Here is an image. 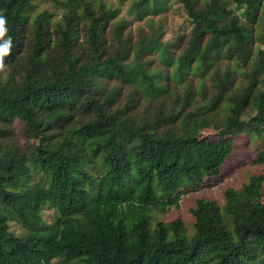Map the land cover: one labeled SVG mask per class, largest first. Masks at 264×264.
<instances>
[{
  "label": "trees",
  "instance_id": "trees-1",
  "mask_svg": "<svg viewBox=\"0 0 264 264\" xmlns=\"http://www.w3.org/2000/svg\"><path fill=\"white\" fill-rule=\"evenodd\" d=\"M36 1L0 0L12 37L0 71V264H264V150L241 190L197 201L192 233L159 217L222 174L237 138H264V0H178L191 31L169 43L142 29L134 42L122 19L115 53L105 45L119 10L106 1L52 0L61 18L44 11L28 28ZM170 1L130 0V15ZM116 81L130 88L122 107ZM211 124L220 133L201 137Z\"/></svg>",
  "mask_w": 264,
  "mask_h": 264
},
{
  "label": "rangeland",
  "instance_id": "rangeland-1",
  "mask_svg": "<svg viewBox=\"0 0 264 264\" xmlns=\"http://www.w3.org/2000/svg\"><path fill=\"white\" fill-rule=\"evenodd\" d=\"M104 1L107 2L108 9L111 8L119 10L118 16L109 22L107 31L108 35L106 36L107 45H105V47H110L109 52L111 53H115L118 49L117 42L114 40L113 33L115 31V26L113 25L116 22H121L122 19L127 20V31H133L134 42L139 40V36L136 32L140 29L146 31L145 35H151V31L153 30L162 33L160 38L162 43H169L181 37L183 38L191 31V24L178 0L168 2L166 9L161 12H147L149 14H146L144 18H142V21L140 18L130 15V0L125 2H122V0ZM44 11L52 13L56 20L60 19L63 14V9L55 6L52 0H37L26 13V15L29 17L28 28L32 26V22L37 17V15ZM258 43L260 46L261 43ZM81 44L85 46V38L83 33H80L77 47ZM149 58L153 60V65L151 67L160 66L157 60L159 58V53L153 52L150 54ZM196 81L197 80H195V82ZM237 81L239 83L241 78H238ZM116 83L120 88H122V95H120L122 97L119 96L120 98H118L117 96L115 102H117V105L122 107L125 103V98L130 93V88L120 84L118 81H116ZM200 96L201 95H198L197 100H201ZM145 106L146 105L140 107L136 114H142L146 108ZM199 130L201 137L209 138L218 135L221 131V127L219 124H211L209 126H202L199 128ZM18 131H20V127L18 128ZM262 150H264V138L258 139L256 141H250V139L245 136L237 138L232 156L225 165L222 174L215 179L207 180L198 190H189L184 192L181 195L179 207L173 208L167 214L159 217L165 221L182 219L190 228V232L192 233L193 231L191 225L194 222L193 210L196 208L197 201L199 199H209L218 203H223L224 194L227 189L234 188L236 190H241L243 186L249 182L253 175H259L262 172L263 167L256 162L257 155ZM35 180L36 177H34L30 183H34ZM57 215V212L50 209L48 206H46L43 210V218L47 224L54 223L55 217ZM11 231L16 235H21L25 230L22 229L17 223H11ZM52 264L62 263L58 260H54Z\"/></svg>",
  "mask_w": 264,
  "mask_h": 264
},
{
  "label": "clouds",
  "instance_id": "clouds-1",
  "mask_svg": "<svg viewBox=\"0 0 264 264\" xmlns=\"http://www.w3.org/2000/svg\"><path fill=\"white\" fill-rule=\"evenodd\" d=\"M6 24L7 18L0 14V71L6 69L4 58L9 56L12 50V37L8 35Z\"/></svg>",
  "mask_w": 264,
  "mask_h": 264
}]
</instances>
